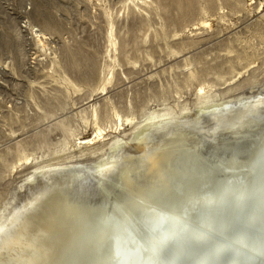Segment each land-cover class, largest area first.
<instances>
[{"label":"bare ground","instance_id":"obj_1","mask_svg":"<svg viewBox=\"0 0 264 264\" xmlns=\"http://www.w3.org/2000/svg\"><path fill=\"white\" fill-rule=\"evenodd\" d=\"M196 96L65 135L1 204L0 264H264V98Z\"/></svg>","mask_w":264,"mask_h":264},{"label":"rangeland","instance_id":"obj_2","mask_svg":"<svg viewBox=\"0 0 264 264\" xmlns=\"http://www.w3.org/2000/svg\"><path fill=\"white\" fill-rule=\"evenodd\" d=\"M201 86L264 98V0H0V206L69 132L94 137L96 109L110 127Z\"/></svg>","mask_w":264,"mask_h":264},{"label":"snow or ice","instance_id":"obj_3","mask_svg":"<svg viewBox=\"0 0 264 264\" xmlns=\"http://www.w3.org/2000/svg\"><path fill=\"white\" fill-rule=\"evenodd\" d=\"M252 250L257 251V249H255V248H253ZM259 252H260V255L264 256V249L259 250Z\"/></svg>","mask_w":264,"mask_h":264},{"label":"built area","instance_id":"obj_4","mask_svg":"<svg viewBox=\"0 0 264 264\" xmlns=\"http://www.w3.org/2000/svg\"><path fill=\"white\" fill-rule=\"evenodd\" d=\"M25 27H26V26H25ZM25 27H24V24H23V28H24V29H26Z\"/></svg>","mask_w":264,"mask_h":264}]
</instances>
